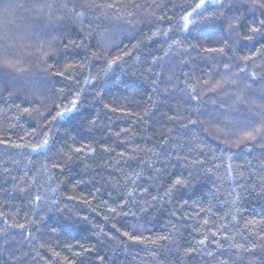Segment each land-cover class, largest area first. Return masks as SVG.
I'll return each instance as SVG.
<instances>
[{
    "label": "trees",
    "instance_id": "1",
    "mask_svg": "<svg viewBox=\"0 0 264 264\" xmlns=\"http://www.w3.org/2000/svg\"><path fill=\"white\" fill-rule=\"evenodd\" d=\"M199 2L0 0V264H264V0Z\"/></svg>",
    "mask_w": 264,
    "mask_h": 264
},
{
    "label": "snow or ice",
    "instance_id": "2",
    "mask_svg": "<svg viewBox=\"0 0 264 264\" xmlns=\"http://www.w3.org/2000/svg\"><path fill=\"white\" fill-rule=\"evenodd\" d=\"M207 3H212L214 5H217L219 7H223L224 6V2L223 0H200V2L196 5V8L193 9V12L196 11V9H200V8H204L206 6ZM113 5H108V7H112ZM254 6H255V0H254ZM260 7L264 8V3H261L259 5ZM192 15V13H188L183 19L185 20V27L187 28L188 24L193 23L192 20L189 19V17ZM221 16H223V13H220ZM205 19H208L207 17ZM240 17L236 16V17H232L229 19L228 22V29L229 30H234L237 22L240 21ZM264 28V19H260L257 22H254L251 26L248 27L247 31L249 33H251V35H246L243 36L242 38L244 40H252L254 38V35L257 33H260L261 29ZM237 37L240 38V34L239 32L236 33ZM209 51H223V49H209ZM259 51V50H258ZM119 59V58H118ZM244 59H252V57H244ZM116 61H112V63H115ZM62 74V73H61ZM73 107H75V103L73 104ZM25 111L27 112L28 109H25ZM72 109H65L62 112L57 113L58 116H63L66 112H71ZM55 119V118H54ZM258 131V130H257ZM248 138L250 139H254L255 137L253 136V134L251 132L247 133ZM48 141L45 140L44 144H47ZM41 147H43V145H41ZM77 152L81 151V149H76ZM177 184L182 183V181L177 180L176 181ZM201 243H203V241H201Z\"/></svg>",
    "mask_w": 264,
    "mask_h": 264
},
{
    "label": "water",
    "instance_id": "3",
    "mask_svg": "<svg viewBox=\"0 0 264 264\" xmlns=\"http://www.w3.org/2000/svg\"><path fill=\"white\" fill-rule=\"evenodd\" d=\"M73 112V110L71 111V113Z\"/></svg>",
    "mask_w": 264,
    "mask_h": 264
}]
</instances>
